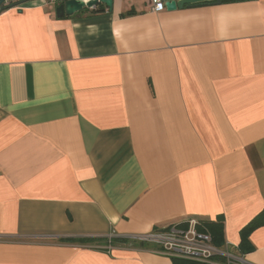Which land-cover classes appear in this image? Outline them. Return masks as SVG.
Returning a JSON list of instances; mask_svg holds the SVG:
<instances>
[{"label": "crops", "instance_id": "1", "mask_svg": "<svg viewBox=\"0 0 264 264\" xmlns=\"http://www.w3.org/2000/svg\"><path fill=\"white\" fill-rule=\"evenodd\" d=\"M10 3L0 264H173L131 236L193 217L222 220L220 247L264 264V225L240 248L264 210V0L62 17L55 1Z\"/></svg>", "mask_w": 264, "mask_h": 264}, {"label": "built area", "instance_id": "2", "mask_svg": "<svg viewBox=\"0 0 264 264\" xmlns=\"http://www.w3.org/2000/svg\"><path fill=\"white\" fill-rule=\"evenodd\" d=\"M152 4L153 10L157 12L166 8L163 0H152ZM112 237L114 236H110ZM131 239L155 244L157 252L173 258L210 264L216 257L224 256L227 264H240L235 255L214 243L213 235L205 227L204 222L195 217L147 234L131 236Z\"/></svg>", "mask_w": 264, "mask_h": 264}, {"label": "water", "instance_id": "3", "mask_svg": "<svg viewBox=\"0 0 264 264\" xmlns=\"http://www.w3.org/2000/svg\"><path fill=\"white\" fill-rule=\"evenodd\" d=\"M8 0H0V11L5 8ZM114 0H55L56 14L58 17L73 15L83 10L84 7L92 8L99 3L105 4L110 10L113 8ZM167 10H175L184 6L201 5L209 2L221 3L222 0H163Z\"/></svg>", "mask_w": 264, "mask_h": 264}, {"label": "trees", "instance_id": "4", "mask_svg": "<svg viewBox=\"0 0 264 264\" xmlns=\"http://www.w3.org/2000/svg\"><path fill=\"white\" fill-rule=\"evenodd\" d=\"M222 1H229V0H222ZM213 3V2H209ZM8 6H12L13 4H7ZM7 5L5 7H7ZM133 11H129L126 13H123L122 15H131L133 14ZM205 224V227L211 232L214 238V243L218 246H222L224 244V225L222 220L218 221H206L202 220ZM264 225V210L260 212L254 219H252L249 224H247L241 231V243L240 248L243 251L252 249V245L249 241V236L251 232L261 226ZM66 240V239H65ZM67 240H71V238H68ZM84 242H89L90 239H82ZM173 264H200L197 261L192 260H186L181 258H173Z\"/></svg>", "mask_w": 264, "mask_h": 264}, {"label": "rangeland", "instance_id": "5", "mask_svg": "<svg viewBox=\"0 0 264 264\" xmlns=\"http://www.w3.org/2000/svg\"><path fill=\"white\" fill-rule=\"evenodd\" d=\"M10 1H11V0H8L7 4H9V3H10Z\"/></svg>", "mask_w": 264, "mask_h": 264}]
</instances>
